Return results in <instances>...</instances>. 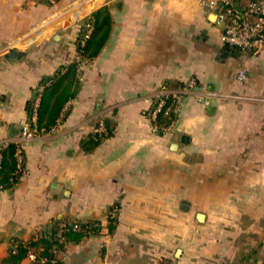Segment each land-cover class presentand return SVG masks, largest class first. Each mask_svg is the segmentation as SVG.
Wrapping results in <instances>:
<instances>
[{"label": "crops", "instance_id": "obj_1", "mask_svg": "<svg viewBox=\"0 0 264 264\" xmlns=\"http://www.w3.org/2000/svg\"><path fill=\"white\" fill-rule=\"evenodd\" d=\"M97 11L108 38L81 59L68 115L25 143L24 174L0 187V264H32L12 260L14 241L64 220L102 223L66 244L64 264H264V49L225 45L201 0H0V143L19 141L40 81L80 59ZM191 78L171 130L154 133L160 87ZM101 118L112 134L86 149Z\"/></svg>", "mask_w": 264, "mask_h": 264}, {"label": "built area", "instance_id": "obj_2", "mask_svg": "<svg viewBox=\"0 0 264 264\" xmlns=\"http://www.w3.org/2000/svg\"><path fill=\"white\" fill-rule=\"evenodd\" d=\"M36 3L47 5H55L58 0H32ZM202 5L207 9L215 12L216 24L221 29L222 42L240 52H259L264 49V0H201ZM92 24H88L83 34L81 41L82 44L90 36L92 32ZM247 76L246 68H241L238 72V79L244 80ZM198 83L195 78H191L177 89H170L167 85H162L153 99V107L148 113L150 122L152 123V131L158 134H165L169 132L176 121V115L179 107L185 97L196 92ZM42 88L39 87L38 91ZM39 93V92H38ZM197 101L208 106L210 100L197 94ZM40 100L39 94L36 95L35 112L32 122H27L23 125L22 133L19 141L15 142V159L17 169L14 177L18 178L25 172V143L30 139L37 137L40 134H45L37 128L36 122V108ZM163 118V121L160 119ZM61 124V123H60ZM59 124V125H60ZM58 125V126H59ZM55 127L51 132L55 131ZM49 132V133H51ZM93 132L106 133L108 132L105 119L101 118L97 125L94 127ZM8 142L0 143V169L3 164V151L8 147ZM111 218L118 217V208L109 211L108 215ZM69 224L75 230H81V221H62L56 231V239L58 243L52 248L53 257L42 256L40 248H32L29 250L27 257L34 264H64L61 255L63 249L59 246L64 242L63 233L68 229Z\"/></svg>", "mask_w": 264, "mask_h": 264}, {"label": "trees", "instance_id": "obj_3", "mask_svg": "<svg viewBox=\"0 0 264 264\" xmlns=\"http://www.w3.org/2000/svg\"><path fill=\"white\" fill-rule=\"evenodd\" d=\"M107 22L108 18L105 17L101 20L100 11H97L91 22L93 29L90 36L85 40L84 44H82L81 40L78 42L80 59L73 60L69 65L40 81L33 99L28 103V112L29 122H32L35 112L36 95L39 94L40 100L36 108V122L35 124L32 123V125H36L42 132H51L62 123L68 115L69 103L77 96L80 87L79 73L81 59L90 60L100 52L109 34V30L106 28ZM39 87L42 88L41 91H38ZM160 120L163 121V118ZM105 123L108 130L107 134L92 132L89 139L84 143L86 149L94 148L104 139L111 136L112 130L108 122L105 121ZM15 150L16 144L9 143L8 147L3 151V164L0 169V187L10 188L21 179L20 176L18 178L14 177L17 169ZM110 216L109 214V230L112 231L115 228L118 217L111 218ZM61 222L62 221L56 224L51 232L52 234L49 236L42 235L28 242L15 240L14 247L11 249L10 253L12 260L18 261L28 255L30 249L40 247L43 248L40 252L42 256L52 258L54 256L52 248L58 243L56 231ZM81 223V230H75L73 226L69 224L68 229L63 233L64 242L59 244L63 250L69 241H80L85 237L98 234L102 229V223L99 220H89Z\"/></svg>", "mask_w": 264, "mask_h": 264}, {"label": "rangeland", "instance_id": "obj_4", "mask_svg": "<svg viewBox=\"0 0 264 264\" xmlns=\"http://www.w3.org/2000/svg\"><path fill=\"white\" fill-rule=\"evenodd\" d=\"M83 24L85 25L84 27V29L86 30V29H88V18H86V19H84L83 21ZM114 208H118L116 205H114V206H112L111 208H110V210L109 211H111V210H113ZM119 213V212H118ZM194 222H197V219H195L194 220ZM214 222V221H213ZM211 224V223H210ZM229 247H228V245H226V249H228ZM174 259H175V257H174Z\"/></svg>", "mask_w": 264, "mask_h": 264}, {"label": "water", "instance_id": "obj_5", "mask_svg": "<svg viewBox=\"0 0 264 264\" xmlns=\"http://www.w3.org/2000/svg\"><path fill=\"white\" fill-rule=\"evenodd\" d=\"M210 110V109H209ZM178 253H180V251H178Z\"/></svg>", "mask_w": 264, "mask_h": 264}]
</instances>
